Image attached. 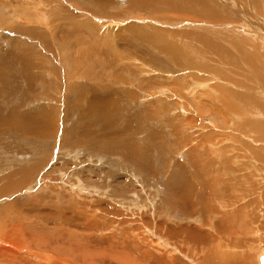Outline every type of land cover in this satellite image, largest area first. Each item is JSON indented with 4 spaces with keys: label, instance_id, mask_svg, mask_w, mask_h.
Here are the masks:
<instances>
[{
    "label": "rangeland",
    "instance_id": "rangeland-1",
    "mask_svg": "<svg viewBox=\"0 0 264 264\" xmlns=\"http://www.w3.org/2000/svg\"><path fill=\"white\" fill-rule=\"evenodd\" d=\"M0 78V264H264V0H0Z\"/></svg>",
    "mask_w": 264,
    "mask_h": 264
},
{
    "label": "bare ground",
    "instance_id": "bare-ground-1",
    "mask_svg": "<svg viewBox=\"0 0 264 264\" xmlns=\"http://www.w3.org/2000/svg\"><path fill=\"white\" fill-rule=\"evenodd\" d=\"M159 51H161L160 49H158ZM178 59V58H177ZM154 70H157V69H154ZM159 71H160V69H159ZM170 72V71H169ZM172 73V72H171ZM192 76V75H191ZM2 78V77H1ZM1 78H0V80H1ZM198 84H200V82H197ZM9 100V99H8ZM0 104H1V102H0ZM2 105H3V103H2ZM1 107V106H0ZM97 108V107H96ZM24 112V111H23ZM26 113H28V112H26ZM1 114V113H0ZM25 114V113H24ZM2 115V114H1ZM84 115H86V114H84ZM29 117H30V115H29ZM105 117H107V116H105ZM3 118H7L6 116H3ZM31 118V117H30ZM33 118V120H35V118L34 117H32ZM98 118V117H97ZM32 120V119H31ZM97 120H100V121H102V117H100L99 116V118L98 119H96V121ZM106 120H109V119H106ZM35 121H37V120H35ZM99 122V121H98ZM109 121H107V123H108ZM5 123H7V127L9 126L10 127V125H13V127H17V128H19V129H21V130H23V132H27V133H32V134H37L38 135V133H40V132H38L40 129H38L36 126L38 125H35L34 123V125H32V126H30L29 125V121L27 120V116L25 117L24 115H23V113H21L20 115H14V118H11V120L9 121V122H5V120H3V119H0V129L2 128L3 129V127L5 126ZM38 123V122H37ZM8 124H10V125H8ZM40 124V123H39ZM6 127V126H5ZM110 127V126H109ZM102 128V127H101ZM111 128V127H110ZM107 129L108 128H104L103 127V131L101 132V134H102V136H103V138L104 139H106V137L108 138V139H110V140H112V142L111 143H113L114 144V140H115V138H117L116 136L115 137H112L113 136V131L111 132V130L110 131H107ZM18 130V129H17ZM113 138H114V140H113ZM118 140V139H117ZM106 143V142H105ZM124 144V143H123ZM126 145V144H125ZM129 146H130V149L131 150H133V149H136V148H133L132 149V145H130V144H128ZM129 146H127L128 148H129ZM113 147H115V145H113ZM114 149V148H113ZM116 149V148H115ZM128 150V149H127ZM131 150H129V151H127V153L128 154H130V155H132L131 154ZM123 152V151H122ZM113 153V152H112ZM126 154V153H125ZM128 154H127V156H128ZM133 156V155H132ZM130 157V156H129ZM224 160V159H223ZM207 161V160H206ZM207 163V162H206ZM208 164V163H207ZM209 164H211V163H209ZM179 166V165H178ZM194 166V165H193ZM198 166V165H197ZM196 166V167H197ZM196 167H195V170L194 171H197L196 170ZM167 168V166L165 165V166H163V168H162V171H166L167 172V170L168 169H166ZM180 168V167H179ZM179 168H177V172L179 173V175H182V173H183V167L181 168V169H179ZM201 168V167H200ZM212 168V167H211ZM211 168H210V166H209V168H207V169H209V170H211ZM224 168V167H223ZM34 169V168H33ZM202 169H204V168H202ZM174 169H172L171 170V172L173 171ZM208 170V171H209ZM165 172V173H166ZM198 172V171H197ZM201 172V171H200ZM152 173V172H151ZM202 173V172H201ZM204 173H205V171H204ZM207 173H209V172H207ZM24 174V173H23ZM170 174H172V173H170ZM198 174V173H197ZM174 175V174H173ZM178 175V176H179ZM200 175H202V174H200ZM22 176V175H21ZM175 177V176H174ZM177 177V176H176ZM180 177V176H179ZM168 179L170 178V176L169 177H167ZM181 178V177H180ZM180 178H178L177 180H176V182L178 181V180H180ZM183 179H181V182H179V183H182L183 182V180H184V177H182ZM207 178V177H206ZM221 180V179H220ZM185 181V180H184ZM218 182V181H217ZM217 182H216V184H217ZM224 182V181H223ZM220 183H222V182H220ZM225 183V182H224ZM223 184V183H222ZM217 185H219V184H217ZM225 185V184H224ZM216 186V185H215ZM214 186V187H215ZM220 186V185H219ZM225 187V186H224ZM221 188H222V186H221ZM224 189V188H223ZM222 189V190H223ZM174 191V190H173ZM175 192H177V191H175ZM174 192V193H175ZM220 192H222L221 190H220ZM225 192H226V190H225ZM221 194V193H220ZM176 195V194H175ZM222 195H224V190H223V193L220 195V196H222ZM216 196V195H215ZM206 197V196H205ZM224 197V196H223ZM223 197H222V200L224 201V199H223ZM225 197H226V195H225ZM217 198H218V196H217ZM219 201V200H218ZM217 202V201H216ZM220 202H222V201H220ZM231 202H229V204H230ZM236 204H238L237 202H236ZM236 204H235V206H236ZM232 205V204H231ZM244 209V208H243ZM33 210V209H32ZM149 211V210H148ZM1 212H4V209H2L1 211H0V213ZM216 212V211H215ZM177 213V212H176ZM3 214V213H2ZM45 215H47V214H45ZM49 217V216H48ZM182 217V216H181ZM234 217V216H233ZM234 219H236V218H234ZM233 219V220H234ZM235 221V220H234ZM217 225H218V223H217ZM89 227V226H88ZM167 229V228H166ZM17 230H19V229H17ZM174 230V229H173ZM208 230V229H207ZM2 231V230H1ZM257 231V230H256ZM153 232V231H152ZM178 232V231H177ZM257 232H259V231H257ZM260 233V232H259ZM259 233H257V235H259ZM168 234V233H167ZM180 234V233H179ZM204 234V233H203ZM12 235V234H11ZM202 235V234H201ZM2 236V235H1ZM10 236V235H9ZM13 236V235H12ZM12 236H10L11 238H12ZM69 236V235H68ZM152 237V236H151ZM10 238V239H11ZM37 238H39V236L37 237ZM36 238V239H37ZM260 238H263V237H260ZM8 239V238H7ZM6 239V240H7ZM9 239V240H10ZM68 239V238H67ZM38 240V239H37ZM49 240V239H48ZM47 240V241H48ZM39 241V240H38ZM170 241V240H169ZM219 241V240H218ZM0 242H1V240H0ZM40 243L42 244V242L40 241ZM49 243V242H48ZM40 244V245H41ZM144 244V243H143ZM193 244V243H192ZM35 245V244H34ZM36 245H38V244H36ZM39 245V246H40ZM44 245H45V243H44ZM47 246L46 247H48V244H46ZM166 245V244H165ZM219 244H217L216 246H218ZM32 246V245H31ZM41 246H43V244L41 245ZM167 246V245H166ZM222 246V245H221ZM219 247H220V245H219ZM51 248V247H50ZM173 248V247H172ZM191 248H194V247H191ZM190 248V249H191ZM46 249V248H45ZM164 249V248H163ZM195 249V248H194ZM193 249V250H194ZM185 250V252H186V249H184ZM184 250H182V252L184 251ZM5 251V250H4ZM41 251H43L44 252V249L43 250H41ZM204 251V250H203ZM10 252V251H9ZM46 252V251H45ZM48 252V251H47ZM62 253V252H61ZM189 253V252H188ZM41 254V253H40ZM40 254L38 255L37 254V256H40ZM262 255H259L260 257H262L263 259H264V252L263 253H261ZM189 256V255H188ZM41 257V259L40 260H42V257L43 256H40ZM59 257V256H58ZM259 257V258H260ZM45 258H46V256H45ZM70 260V259H69ZM87 261H89L88 259H86ZM46 261V260H45ZM44 261V262H45ZM92 261V260H91ZM59 262V261H58ZM92 263V262H91ZM126 264V263H125ZM224 264V263H223ZM229 264V263H228Z\"/></svg>",
    "mask_w": 264,
    "mask_h": 264
},
{
    "label": "water",
    "instance_id": "water-1",
    "mask_svg": "<svg viewBox=\"0 0 264 264\" xmlns=\"http://www.w3.org/2000/svg\"><path fill=\"white\" fill-rule=\"evenodd\" d=\"M259 261H263V258H262V257H260V258H259Z\"/></svg>",
    "mask_w": 264,
    "mask_h": 264
}]
</instances>
